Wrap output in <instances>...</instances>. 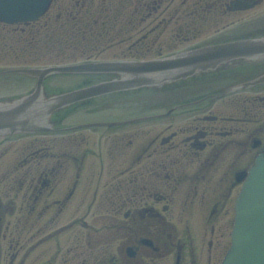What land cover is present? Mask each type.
I'll list each match as a JSON object with an SVG mask.
<instances>
[{
	"label": "flooded vegetation",
	"instance_id": "af4514ba",
	"mask_svg": "<svg viewBox=\"0 0 264 264\" xmlns=\"http://www.w3.org/2000/svg\"><path fill=\"white\" fill-rule=\"evenodd\" d=\"M241 1L53 0L37 19L0 20V103L39 84L50 97L117 76L64 71L41 78L25 69L148 60L264 36L256 22L239 33V20L255 9L238 8ZM263 73L264 60L237 62L165 87L139 99L137 115L162 116L93 127L95 137L68 129L65 107L47 130L0 133V264H221L233 225L229 204L247 168L236 164L264 153V82L235 87ZM180 92L195 97L174 99ZM224 153L234 160L212 199L211 218L220 225L208 246L203 236L194 248L189 233V250L161 226L164 211L178 186L215 170Z\"/></svg>",
	"mask_w": 264,
	"mask_h": 264
},
{
	"label": "water",
	"instance_id": "95a60500",
	"mask_svg": "<svg viewBox=\"0 0 264 264\" xmlns=\"http://www.w3.org/2000/svg\"><path fill=\"white\" fill-rule=\"evenodd\" d=\"M51 0H0V19H35ZM264 59V36L205 45L151 61L85 63L25 69L43 75L64 71H109L116 77L45 97L42 85L20 100L0 103V133L43 130L51 115L64 106L122 90L160 88L237 62ZM264 82V74L235 88ZM143 118H136L139 120ZM103 124V123H96ZM224 264H264V158L250 170L237 203L233 244Z\"/></svg>",
	"mask_w": 264,
	"mask_h": 264
},
{
	"label": "rangeland",
	"instance_id": "374dc122",
	"mask_svg": "<svg viewBox=\"0 0 264 264\" xmlns=\"http://www.w3.org/2000/svg\"><path fill=\"white\" fill-rule=\"evenodd\" d=\"M243 19V20H242ZM264 22V4L258 6L257 8L247 11L244 13L243 17L239 20L237 28L242 27L244 31L239 32L243 35L250 33L252 29L251 26L256 23ZM236 25V24H235ZM245 26H248L247 28ZM252 31V30H251ZM261 31H264L261 30ZM238 33V34H239ZM252 73V72H248ZM139 93V92H138ZM137 92H126L120 95V98H107L98 101H91L78 107L76 111L70 112V116L67 117L66 123L72 124L74 122L82 121H99V120H120L135 117L140 114L143 107H140L142 103L139 99L142 97L148 98L149 94L140 95ZM175 97H181L180 94H176ZM185 97H195L192 94L185 95ZM99 128H83L82 133L87 136H99ZM119 131V130H118ZM106 139V138H105ZM107 141V140H106ZM105 150V144L102 148ZM239 150V149H238ZM233 153L235 151L233 150ZM233 154H223V157L219 160L218 166L215 170L204 171L205 177H195V179H189L178 186V191L175 194L174 203L171 207L165 209V221L168 222L167 230L174 231L173 236L175 237L174 243H178L179 239L182 242H187V249L191 250L192 245L190 244L191 239L188 238V234L192 233L194 248L201 246L200 239L206 236V246L209 245V240L212 235L213 225L219 227L220 219L211 218V212L213 210L214 195L219 191L214 192L216 189H222L224 186L217 188L216 185L220 182L226 173V167L234 160L231 157ZM97 162V161H96ZM93 160H89L88 164L92 167H98V164ZM249 162V163H248ZM249 159H240L237 162V168H245L250 164ZM248 163V164H247ZM96 173V170H95ZM195 174V173H194ZM92 177V176H91ZM98 176L93 177L98 183ZM94 180V181H95ZM240 185L236 188L233 194V200H231L229 206H231L230 216H233V202L237 190ZM204 200V201H203ZM167 203L166 201L160 202L158 205H163ZM163 209V208H162ZM163 211V210H161ZM75 229V228H73ZM71 233V231H69ZM190 236V235H189ZM204 236V238H202ZM69 241V240H68ZM99 248V246H98ZM165 261V259H163ZM167 262H170V258H166Z\"/></svg>",
	"mask_w": 264,
	"mask_h": 264
}]
</instances>
